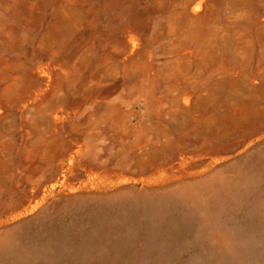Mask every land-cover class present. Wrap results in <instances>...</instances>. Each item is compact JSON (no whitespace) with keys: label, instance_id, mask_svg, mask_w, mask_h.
I'll use <instances>...</instances> for the list:
<instances>
[{"label":"rangeland","instance_id":"obj_1","mask_svg":"<svg viewBox=\"0 0 264 264\" xmlns=\"http://www.w3.org/2000/svg\"><path fill=\"white\" fill-rule=\"evenodd\" d=\"M0 264H264V0H0Z\"/></svg>","mask_w":264,"mask_h":264},{"label":"bare ground","instance_id":"obj_2","mask_svg":"<svg viewBox=\"0 0 264 264\" xmlns=\"http://www.w3.org/2000/svg\"><path fill=\"white\" fill-rule=\"evenodd\" d=\"M142 201V203H144V204H146V206H148V209L147 210H149V208H150V210H154L155 212H157L158 211V209L160 208V207H155L156 205H154L153 203V201L151 200V201H144V200H141ZM153 202V203H152ZM141 203V204H142ZM153 205V206H152ZM140 206H142V208H143V205H140ZM155 207V208H154Z\"/></svg>","mask_w":264,"mask_h":264}]
</instances>
